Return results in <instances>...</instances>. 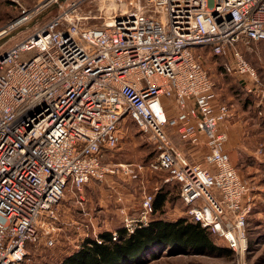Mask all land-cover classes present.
Instances as JSON below:
<instances>
[{"label":"built area","instance_id":"1","mask_svg":"<svg viewBox=\"0 0 264 264\" xmlns=\"http://www.w3.org/2000/svg\"><path fill=\"white\" fill-rule=\"evenodd\" d=\"M114 1L92 25L81 0L19 4L0 30L59 9L0 54V264L20 263L43 235L53 243L49 222L68 189L146 172L178 184L186 214L224 240L235 264H249L250 184L226 149L232 108L196 49L223 56V71L253 93L259 70L243 48L264 40V0ZM126 118L153 145L147 163L105 158ZM153 198L144 187L137 215L121 208L129 233L149 223Z\"/></svg>","mask_w":264,"mask_h":264},{"label":"rangeland","instance_id":"2","mask_svg":"<svg viewBox=\"0 0 264 264\" xmlns=\"http://www.w3.org/2000/svg\"><path fill=\"white\" fill-rule=\"evenodd\" d=\"M38 1L0 0V30L19 15V4L33 7ZM115 4L114 0H81V10L83 14L91 17L88 24H99L102 18L110 14L111 7ZM50 10L53 14L59 9L54 6ZM34 21L35 18L31 21L30 27L19 30L13 37L2 43L0 54L15 42L30 35L36 25ZM251 49L253 46L243 51L259 70L260 85L253 93L262 94L264 93V44H260L259 50L256 48L257 52L250 53ZM201 51L204 56V58L201 56L203 63L214 78L215 93L220 101L223 102V93H245L242 89L244 88L242 81L237 77L226 75L223 71L221 59L213 57L205 49ZM231 86L235 91H232ZM249 111L239 118L240 127L236 130L238 138L230 142V151L233 164L250 184L252 197L248 232L249 240L253 244L246 258L249 264H264V123L261 121L264 113L254 115L253 110ZM241 117L244 119L241 120ZM121 128L123 138L116 148L108 151L106 159L110 162L147 163L154 158L153 145L130 118L123 120ZM234 137H236L235 134ZM175 141L184 154L192 156L191 158L195 157L189 145L177 138ZM260 148L262 150H259ZM160 184L159 175L146 172L142 180H124L115 177L108 178L106 181L91 180L85 185L83 193L75 188L68 189L65 198L56 206L57 218L49 222L53 243L49 244V237L43 235L39 242L28 246V254L17 264H57L66 255L79 248L85 237H93L103 231H117L118 228L123 227L121 208L124 207L131 215H137L143 200L144 187L155 194L160 191L155 189L157 186L160 187ZM81 194L83 199L80 197ZM119 195L123 196L122 202L118 200ZM186 209L179 193L174 189L171 199L167 201L163 210L154 214V218L175 220L185 216ZM215 239L220 244L224 242L222 238L215 237ZM157 254L154 258L148 257L146 264H235L237 259L235 253L233 255L187 251L168 253L165 250H159Z\"/></svg>","mask_w":264,"mask_h":264},{"label":"trees","instance_id":"3","mask_svg":"<svg viewBox=\"0 0 264 264\" xmlns=\"http://www.w3.org/2000/svg\"><path fill=\"white\" fill-rule=\"evenodd\" d=\"M51 16L52 11L48 9L37 16L34 22L36 24L41 23ZM201 49H205L213 57L221 59L223 68L225 61L223 56L214 54L209 47H199L196 49V53L201 54L203 58ZM253 103L254 99L249 94L246 95L244 105H253ZM261 121L264 123V116ZM156 174L160 178V191L154 194V212L147 225L137 227L132 233H129L124 227L118 228L116 239H114L112 231H103L96 236L85 237L79 248L66 255L57 264H146L148 257L154 258L158 255L159 250H165L168 253L187 251L233 255L234 251L228 248L225 242L223 244L218 243L215 239L218 236L187 214L175 220L154 218V214L163 210L167 201L171 199L174 189L180 195L178 184L164 183L161 179L162 175ZM249 243L251 247L253 242L249 240Z\"/></svg>","mask_w":264,"mask_h":264},{"label":"crops","instance_id":"4","mask_svg":"<svg viewBox=\"0 0 264 264\" xmlns=\"http://www.w3.org/2000/svg\"><path fill=\"white\" fill-rule=\"evenodd\" d=\"M264 43V41L257 42L253 45V49L249 50L250 53L255 52L256 48L259 50L260 44ZM247 49L246 47L243 48ZM248 51V50H247ZM257 52V51H256ZM232 91H235L233 86H231ZM245 93H223V102H228V104L232 108V115L228 118V120L225 122V127L228 130V139L229 141L227 142L226 149L227 151L230 152L231 159L233 160L232 157V152L230 151V142L236 141L238 136H237V129L240 127L239 121H240V116L242 114H245L247 112H250L249 110H253L254 115H259L264 113V93H248L244 88H242ZM254 99L253 105H244V98L246 95H248ZM262 118V117H261ZM244 118L241 117V120ZM241 126H243L241 124ZM234 134L236 137H234ZM232 144V143H231Z\"/></svg>","mask_w":264,"mask_h":264},{"label":"water","instance_id":"5","mask_svg":"<svg viewBox=\"0 0 264 264\" xmlns=\"http://www.w3.org/2000/svg\"><path fill=\"white\" fill-rule=\"evenodd\" d=\"M32 24V22L26 23L22 26L16 27L14 29H12L11 31H9L8 34L4 35L3 37L0 38V45L2 43H4L5 41H7L8 39H10L11 37H13L19 30L23 29V28H27L30 27Z\"/></svg>","mask_w":264,"mask_h":264}]
</instances>
